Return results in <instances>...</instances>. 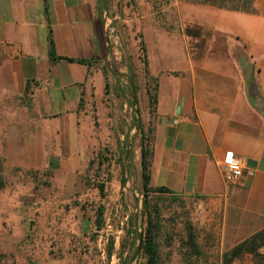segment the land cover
Returning <instances> with one entry per match:
<instances>
[{"label": "crops", "instance_id": "0c3cea01", "mask_svg": "<svg viewBox=\"0 0 264 264\" xmlns=\"http://www.w3.org/2000/svg\"><path fill=\"white\" fill-rule=\"evenodd\" d=\"M46 2L47 12L45 0H0V46L8 47L0 94L31 97L38 117L25 120L27 131L18 137L7 133L8 164L53 171L59 166L50 157L69 150L64 141L85 138L83 121L92 131L101 128L107 75L99 59L108 42L98 0ZM176 12L174 27L150 23L143 31L156 79L155 110L146 114L154 129L150 184L220 207L233 246L264 228V8L249 13L181 3ZM36 24L48 28L43 57ZM50 37L58 59L51 58ZM94 106L98 126L90 117ZM45 119L53 127L39 124ZM228 151L246 163L235 184L223 173ZM30 264L76 263L50 257Z\"/></svg>", "mask_w": 264, "mask_h": 264}, {"label": "rangeland", "instance_id": "374dc122", "mask_svg": "<svg viewBox=\"0 0 264 264\" xmlns=\"http://www.w3.org/2000/svg\"><path fill=\"white\" fill-rule=\"evenodd\" d=\"M98 1L109 49L99 59L100 67H107L105 73L109 84L104 105H100L101 128L92 131L87 120L83 121L85 138L65 140L69 150L50 157L55 166H59L57 170L8 164L4 154L7 133L13 131L18 137L19 133L27 131L24 121L33 119L34 123L38 117L31 97L0 94L1 172L7 183L0 190V264H30L50 257L65 258L76 264H140L145 261L142 250L133 261L138 233L144 235L147 226L142 213L140 133L133 145L132 160L129 158L131 166L128 164L125 169L137 115L145 121L147 130L152 124V120H146V114L153 106L156 79L148 70L143 31L150 23L174 27L178 19L176 5L191 2L105 0L102 9ZM254 6L257 11L258 7L264 8V0H255ZM36 29L43 57V51L44 55L47 51L48 28L45 24H36ZM6 55L8 47L0 46V59ZM115 74H124L131 79L136 106L127 79ZM42 109L49 111L46 107ZM54 110L60 109H51ZM91 110L90 117L96 124V106ZM39 124L53 127L50 119L40 120ZM99 153L102 157L98 158ZM91 160L95 162L91 164ZM100 182L105 183L104 196L98 189ZM151 200L162 210L157 237L160 264H187L188 261L222 264V254L232 243L223 234L220 207L185 195L151 193ZM100 204L106 208L105 225L96 231L94 219ZM188 226L198 236L201 257H193L183 243ZM135 230L136 237L133 235ZM111 238L115 241V248L111 260H108L106 251ZM233 264L255 262L247 256Z\"/></svg>", "mask_w": 264, "mask_h": 264}, {"label": "trees", "instance_id": "16d2710c", "mask_svg": "<svg viewBox=\"0 0 264 264\" xmlns=\"http://www.w3.org/2000/svg\"><path fill=\"white\" fill-rule=\"evenodd\" d=\"M193 4H207L216 6L219 8H224L228 10L234 11H244L249 13H256L257 10L254 6L255 0H188ZM47 2L45 0V12H47ZM50 46L51 51L50 55L52 59H58L60 57L54 55L53 52V39L50 37ZM74 60V59H69ZM78 61L85 63L87 65H91V61L88 59H79ZM2 59H0V63ZM104 71H107V67H105ZM109 91V84H106V93ZM30 92V87L28 85L26 95ZM155 102H156V93L154 98L152 99L153 106L150 109V113L153 114L155 110ZM96 126H98V122L96 121ZM153 125L150 123L148 130L145 127L142 119L139 123V133H140V159H141V175H142V184L144 190V199H143V209L142 213L144 218H146L147 226L144 229L143 242H142V252L141 254L145 257V261L140 264H160V251L159 245L157 241V237L159 231L161 229L162 223V210L159 207V204L152 203L151 193L157 194H168L170 196L177 195L169 189L168 187L159 186L153 187L150 184V170L152 165L153 158V142H154V131ZM100 153L98 154V158L100 157ZM102 157V156H101ZM100 160V159H99ZM132 158H130V161ZM95 161L91 160V164ZM2 163L3 160L0 158V190L4 189L7 186L6 180L2 175ZM103 163V161H100ZM131 166V163H129ZM123 183L125 184V178H123ZM98 189L102 196L105 195V183H98ZM84 208V205H81ZM105 206L100 204L96 210V216L94 219L96 231H100L105 225ZM185 238L183 239V243L185 247L188 249V252L193 257H201L202 249L198 242V236L196 235L194 229L191 226H188L186 230ZM96 235L98 233H95ZM134 237L137 236L136 230L133 231ZM115 248V241L111 238L109 246L107 248V259L111 260L113 256ZM264 228L256 231L249 237L239 241L235 245L231 246L227 250H225L222 254V264H233L236 261L244 260L247 256H251L253 258L255 264H264ZM128 264V262L124 263ZM187 264H195L191 261H188Z\"/></svg>", "mask_w": 264, "mask_h": 264}, {"label": "water", "instance_id": "95a60500", "mask_svg": "<svg viewBox=\"0 0 264 264\" xmlns=\"http://www.w3.org/2000/svg\"><path fill=\"white\" fill-rule=\"evenodd\" d=\"M104 5H105V0H100V6H101L102 9H104ZM107 42H108V41H107ZM108 51H109V49H108ZM108 67H110L109 63H108ZM251 70H252V66H250L249 69H248V73H249V74H251ZM115 75H116L117 77L122 78V79H127V82H128V84L130 85V89H131L132 101H133V104L136 106V104H137V100H136L135 91H134V88H133V84H132L131 79L127 78V76L124 75V74H115ZM245 78H246L247 80H249V79H250V76L247 75ZM136 111H137V113H138L137 108H136ZM140 120H141L140 116L137 115V121H136V124H135V132L133 133V135H132V137H131V141H130L129 147H128V149H127V154H126V166H125V169H126V170L128 169L129 158H130V156H131V152H132V149H133V145H134L135 139H136V137H137V135H138V133H139V123H140ZM252 164L255 165V163H254L252 160H248V161H247V165H252ZM142 242H143V233H142V232H139V233H138V243H137V248H136L135 254H134V256H133V261H135V260L138 258L139 254H140V252H141V250H142Z\"/></svg>", "mask_w": 264, "mask_h": 264}, {"label": "built area", "instance_id": "2783aa9c", "mask_svg": "<svg viewBox=\"0 0 264 264\" xmlns=\"http://www.w3.org/2000/svg\"><path fill=\"white\" fill-rule=\"evenodd\" d=\"M222 165L225 181L229 184L238 183L246 166L245 161L233 151H228L224 155Z\"/></svg>", "mask_w": 264, "mask_h": 264}]
</instances>
